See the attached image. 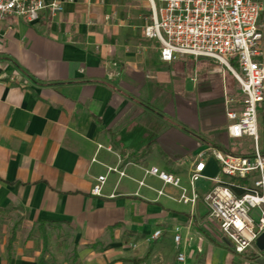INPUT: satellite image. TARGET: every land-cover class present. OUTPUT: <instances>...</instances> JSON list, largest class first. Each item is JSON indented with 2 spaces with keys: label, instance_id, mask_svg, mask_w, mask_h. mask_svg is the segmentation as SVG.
I'll list each match as a JSON object with an SVG mask.
<instances>
[{
  "label": "crops",
  "instance_id": "1",
  "mask_svg": "<svg viewBox=\"0 0 264 264\" xmlns=\"http://www.w3.org/2000/svg\"><path fill=\"white\" fill-rule=\"evenodd\" d=\"M61 1L58 14L46 9L36 22L11 17V30L2 25L0 211L19 214L24 227L73 228L76 264H178L176 228L190 238L186 264L216 261L223 249L209 246L197 229L206 216L201 201L191 209L177 201L178 188L144 171L157 167L187 187L189 165L206 148L246 153L249 140L226 133L225 101L235 108L241 97L235 80L212 60L161 61L157 42L138 37L146 23L135 4L141 0ZM262 51L264 59V40ZM258 131L264 152V103ZM104 174L101 196H92ZM218 174L207 159L199 196ZM160 229L165 234L148 242ZM15 233L6 249L0 244V264H45L46 238L44 250L32 253L33 241ZM224 252L244 264L260 259L227 246Z\"/></svg>",
  "mask_w": 264,
  "mask_h": 264
},
{
  "label": "built area",
  "instance_id": "2",
  "mask_svg": "<svg viewBox=\"0 0 264 264\" xmlns=\"http://www.w3.org/2000/svg\"><path fill=\"white\" fill-rule=\"evenodd\" d=\"M147 1L149 22L142 27V34L157 42L161 61L170 63L182 57L207 59L231 74L241 97L235 108L231 106V98L225 101L226 133L234 141L248 139L249 150L225 153L206 148L189 165L187 187L179 177L157 167H150L144 174L178 188L177 201L191 209L201 201L207 219L217 227L222 243L233 253L264 258V250L255 246L264 233V152L258 131V109L264 103V25L259 23L264 0ZM62 4L61 0H0V37L2 25L4 30H11L9 18L36 22L46 9L52 15L60 13ZM207 159L218 164L219 174L210 180L212 187L199 196L196 184L204 178ZM113 172L125 176L117 168H108L107 173ZM106 177L104 174L95 178L90 190L92 196H101ZM160 234L157 230L152 238ZM172 239L176 262L186 264L184 249L190 238L183 240L176 228Z\"/></svg>",
  "mask_w": 264,
  "mask_h": 264
},
{
  "label": "rangeland",
  "instance_id": "3",
  "mask_svg": "<svg viewBox=\"0 0 264 264\" xmlns=\"http://www.w3.org/2000/svg\"><path fill=\"white\" fill-rule=\"evenodd\" d=\"M131 0H126V5H129ZM140 9L145 10L142 18H146V23L141 22L138 26V37H142V27L143 25L149 22V14L145 5L147 4L145 0H141L138 3H135ZM142 4V6H140ZM131 5V4H130ZM144 6V7H143ZM145 8V9H144ZM139 19V21H141ZM153 46L157 48V44L153 43ZM200 223L202 227H198L197 229L201 232L202 236L206 240L209 246H215L222 250V255L219 256L216 261H212L208 256L203 257V259L196 264H244L241 262L243 258L235 259L231 257L228 253L224 252L225 246L223 245L221 238L219 236V231L217 227L210 222L209 219L205 215H202L200 218ZM16 225V233L20 235L21 241H23L26 237V240L33 241L31 245L33 247L30 248L32 253H38L43 251V237L46 238L47 246L45 248V252L47 253V259H45V264H76L77 263V254H78V246L75 245V230L71 227H63V226H33V227H24L22 218L19 214L14 213L13 215L3 216L0 215V244L4 246L8 245V236L11 232L13 226ZM217 232H215V231ZM162 234L164 235L165 230L160 229ZM148 242L154 243L157 239H153L149 237L147 239ZM16 242V241H15ZM12 244L11 250H15L16 243ZM21 244V243H20ZM26 244V242H24ZM133 247V245H132ZM262 260V261H261ZM44 261V260H43ZM258 264H264V258H260L257 260Z\"/></svg>",
  "mask_w": 264,
  "mask_h": 264
},
{
  "label": "water",
  "instance_id": "4",
  "mask_svg": "<svg viewBox=\"0 0 264 264\" xmlns=\"http://www.w3.org/2000/svg\"><path fill=\"white\" fill-rule=\"evenodd\" d=\"M255 246L260 250H264V233L256 240ZM262 261V260H261Z\"/></svg>",
  "mask_w": 264,
  "mask_h": 264
},
{
  "label": "trees",
  "instance_id": "5",
  "mask_svg": "<svg viewBox=\"0 0 264 264\" xmlns=\"http://www.w3.org/2000/svg\"><path fill=\"white\" fill-rule=\"evenodd\" d=\"M0 213H1L3 216H5L7 212L0 211ZM14 229H16V225L13 227V229H12V231H11L10 238H9L10 241H11V239H13Z\"/></svg>",
  "mask_w": 264,
  "mask_h": 264
}]
</instances>
